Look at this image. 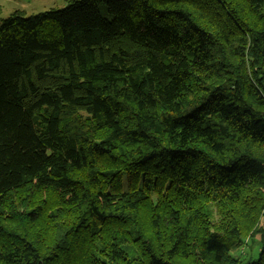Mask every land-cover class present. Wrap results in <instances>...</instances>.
I'll use <instances>...</instances> for the list:
<instances>
[{
  "label": "trees",
  "instance_id": "trees-1",
  "mask_svg": "<svg viewBox=\"0 0 264 264\" xmlns=\"http://www.w3.org/2000/svg\"><path fill=\"white\" fill-rule=\"evenodd\" d=\"M263 217L264 0L1 20L0 264H264Z\"/></svg>",
  "mask_w": 264,
  "mask_h": 264
},
{
  "label": "rangeland",
  "instance_id": "rangeland-1",
  "mask_svg": "<svg viewBox=\"0 0 264 264\" xmlns=\"http://www.w3.org/2000/svg\"><path fill=\"white\" fill-rule=\"evenodd\" d=\"M68 0H0V22L14 11H22L26 15H34L53 8H64ZM261 227L264 228V217L261 220ZM260 247V236L248 238L245 245L233 250V254L246 260L257 254Z\"/></svg>",
  "mask_w": 264,
  "mask_h": 264
}]
</instances>
